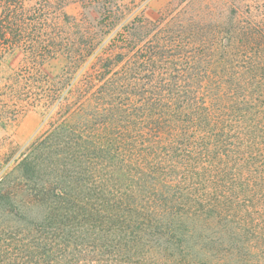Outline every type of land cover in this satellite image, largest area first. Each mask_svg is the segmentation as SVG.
I'll list each match as a JSON object with an SVG mask.
<instances>
[{
    "label": "trees",
    "instance_id": "1",
    "mask_svg": "<svg viewBox=\"0 0 264 264\" xmlns=\"http://www.w3.org/2000/svg\"><path fill=\"white\" fill-rule=\"evenodd\" d=\"M15 49L0 264H264V0H0Z\"/></svg>",
    "mask_w": 264,
    "mask_h": 264
},
{
    "label": "rangeland",
    "instance_id": "2",
    "mask_svg": "<svg viewBox=\"0 0 264 264\" xmlns=\"http://www.w3.org/2000/svg\"><path fill=\"white\" fill-rule=\"evenodd\" d=\"M135 1L140 4L141 8H144L145 13L150 17H155L166 2V0ZM66 11L70 14H78L80 7L77 3H74L66 7ZM23 57L22 52L19 49H15L0 59L1 82L5 81V77L23 63ZM45 127L43 115L36 108H26L7 126L0 124V156L5 157L7 154L12 153V157L6 165H13V158L18 156L19 151L28 141Z\"/></svg>",
    "mask_w": 264,
    "mask_h": 264
}]
</instances>
